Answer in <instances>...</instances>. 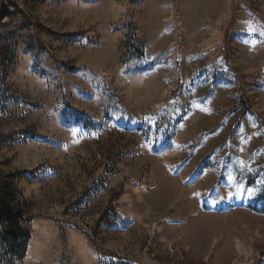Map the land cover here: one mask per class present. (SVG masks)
Listing matches in <instances>:
<instances>
[{
	"label": "rangeland",
	"instance_id": "rangeland-1",
	"mask_svg": "<svg viewBox=\"0 0 264 264\" xmlns=\"http://www.w3.org/2000/svg\"><path fill=\"white\" fill-rule=\"evenodd\" d=\"M0 174V264H264V0H0Z\"/></svg>",
	"mask_w": 264,
	"mask_h": 264
},
{
	"label": "trees",
	"instance_id": "trees-1",
	"mask_svg": "<svg viewBox=\"0 0 264 264\" xmlns=\"http://www.w3.org/2000/svg\"><path fill=\"white\" fill-rule=\"evenodd\" d=\"M19 211L14 181L0 174V245L6 248L8 263H20L24 259L30 240L29 233L19 225Z\"/></svg>",
	"mask_w": 264,
	"mask_h": 264
}]
</instances>
